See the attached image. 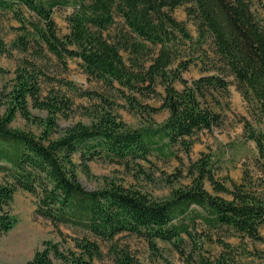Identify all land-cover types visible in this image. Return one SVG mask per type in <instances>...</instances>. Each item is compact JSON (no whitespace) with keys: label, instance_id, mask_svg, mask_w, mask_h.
<instances>
[{"label":"trees","instance_id":"16d2710c","mask_svg":"<svg viewBox=\"0 0 264 264\" xmlns=\"http://www.w3.org/2000/svg\"><path fill=\"white\" fill-rule=\"evenodd\" d=\"M183 5L196 37L174 15ZM67 6H73L66 17L70 30L61 36L54 11ZM252 6L251 0H0V10L11 11L20 23L13 48L40 58L50 54L62 64L78 58L88 77L114 90L129 110L143 117L169 113L161 123L132 127L116 112V102L101 96L89 123L60 129L58 116L68 114L72 101L55 92L43 96L45 73L34 60H23L12 89L3 92L8 100L0 99L7 105L0 116V236L17 224L11 205L19 190L36 197L39 215L85 232L75 238V248L45 241L26 264H93L102 254L98 240L112 241L125 232L143 237L154 251L164 240L184 253L187 237L195 264H240L228 242L221 241L224 250L216 257L205 252L210 230L228 228L242 238L264 240V130L248 118L244 137L256 144V171L245 169L240 182L220 176L224 153L212 149L166 175L168 184L189 181L162 199L116 180L88 189L79 176L95 159L122 164L137 178L150 176L143 162L152 163L153 155L183 162L180 153L190 155L195 136L222 123L209 97L228 89V76L254 105L256 121H263L264 18ZM205 43L212 47L215 72L189 80L184 73L194 63L191 46ZM6 50L0 39V53ZM140 95L159 96L161 103H143ZM31 107L47 116L33 114ZM18 113L41 132L14 127ZM111 252L116 264H139L126 248L113 245Z\"/></svg>","mask_w":264,"mask_h":264},{"label":"rangeland","instance_id":"374dc122","mask_svg":"<svg viewBox=\"0 0 264 264\" xmlns=\"http://www.w3.org/2000/svg\"><path fill=\"white\" fill-rule=\"evenodd\" d=\"M251 1L254 11L264 18V0ZM72 11L73 6L56 8L54 11V18L61 36L70 30L66 17ZM174 15L179 20L187 22L194 37L197 36L194 21L187 14V5L179 6L174 11ZM19 25L11 11L0 10V39L7 48L6 52L0 53V66L5 70L0 72V99L3 102L8 100L7 97H3V92L8 93L12 89L18 67L24 59L29 58L34 60L45 73L40 79L42 95L55 92L72 101L68 114L58 116L60 129L80 121L89 123L92 120L91 113L101 103V96L114 100L116 112L132 127L144 123H161L168 117L169 113L166 110L146 117L129 110L124 106L125 101L114 90L106 87L103 82L88 77L81 65L82 61L78 58H69L67 64H62L50 54L48 57L40 58L19 48H13L12 44L19 34L16 30ZM190 50L194 63L184 73V77L192 80L215 72L211 69L209 61V56L211 58L214 56L209 43H205L202 47L192 45ZM124 54L127 57V54ZM228 80L231 83L227 90L214 91V98L209 97L212 108L222 114V123L213 130L199 132L195 136L196 143L190 155L180 153L183 162L176 158L167 159L153 155L150 157L152 163L143 162L150 176L137 178L134 170H129L122 164L95 159L89 162L88 171L80 169V181L85 187L93 190L104 186L106 180H116L125 185H135L149 192L154 198L162 199L167 197L174 187L189 181L187 178H182L180 182L168 184L166 175L185 169L190 159L196 160L201 152L210 149L224 153L220 176L229 175L240 182L245 169L255 172L253 160L257 153L256 144L254 141L245 139L244 120L250 119L255 126L263 130L264 120L256 121L254 105L244 98L233 76H228ZM176 86L179 89L183 87L180 82H176ZM158 91L163 90L158 87ZM139 98L143 103L153 106H159L161 103L159 96L155 95H140ZM6 106L4 103L0 105V116L5 113ZM31 111L35 115L47 116L45 110L31 107ZM12 125L36 133L41 132L39 126L27 121L20 113ZM76 160L80 162L79 156ZM2 180L3 174L0 173V183ZM207 188L212 190L209 183ZM11 211L17 218V224L12 230L0 236V264H26L37 250L44 247L45 241L59 243L64 249L75 248V238L85 234L81 229L66 224H55L50 219L39 215L36 212V197L24 190H19L15 194ZM198 228L199 232L204 229L202 225ZM260 231L264 237V225ZM209 234L211 239L205 240L204 243L205 252L208 255L218 256L224 250L221 241H225L232 245L236 260L240 264H264V240L242 238L228 228L210 230ZM186 239L188 242L184 253L164 240L157 241L158 249L154 251L143 237L126 232L121 233L112 241L98 240L102 254L93 259V264H116L114 254L111 252L113 245L128 249L139 264H195L190 259V255L193 254V243L187 237Z\"/></svg>","mask_w":264,"mask_h":264}]
</instances>
